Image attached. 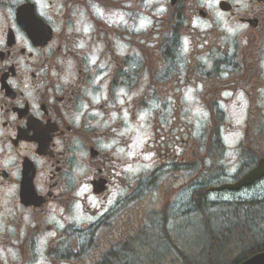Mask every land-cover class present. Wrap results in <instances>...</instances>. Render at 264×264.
I'll use <instances>...</instances> for the list:
<instances>
[{
  "label": "flooded vegetation",
  "instance_id": "af4514ba",
  "mask_svg": "<svg viewBox=\"0 0 264 264\" xmlns=\"http://www.w3.org/2000/svg\"><path fill=\"white\" fill-rule=\"evenodd\" d=\"M262 158L264 0H0V264H126L150 202Z\"/></svg>",
  "mask_w": 264,
  "mask_h": 264
},
{
  "label": "trees",
  "instance_id": "16d2710c",
  "mask_svg": "<svg viewBox=\"0 0 264 264\" xmlns=\"http://www.w3.org/2000/svg\"><path fill=\"white\" fill-rule=\"evenodd\" d=\"M197 213L198 241L196 254H184L170 264H238L246 258L264 251V200L240 202L233 206L227 204L201 205ZM192 213V218H195ZM201 224V225H200ZM199 225V226H198ZM142 243L149 260L141 259V248L125 250L127 264H161L172 255V248L163 241ZM235 254L232 257L229 255ZM139 259V261H137Z\"/></svg>",
  "mask_w": 264,
  "mask_h": 264
},
{
  "label": "rangeland",
  "instance_id": "374dc122",
  "mask_svg": "<svg viewBox=\"0 0 264 264\" xmlns=\"http://www.w3.org/2000/svg\"><path fill=\"white\" fill-rule=\"evenodd\" d=\"M144 159H145V161H144L143 164H137L134 167L127 166V172L129 173V175L138 176L139 175L138 173H140V172H142V173L143 172H148V171L152 170L155 166H159L158 163H157L156 158L153 155H149V156H147ZM152 161H154V167L151 164ZM183 180H185V179H179L178 182H181ZM156 191L158 192L157 188H156ZM178 194H179V192L177 190H173V193L171 195H168L166 199H164V197L159 199V196H158V198L156 200H153L152 202H150V204H151L150 208L151 209H153V208L154 209H159L161 205L166 204L170 200H172L173 202L180 201L183 204H185V203H187V202H189L191 200L192 189L191 190L188 189L187 191L181 193L180 196H177ZM176 226H178L177 223L173 222L167 228H168L169 232H172L173 227H174V230H175ZM174 230H173L172 238L170 237L168 239L169 241L166 242L173 249L172 250L173 255L165 258L163 261H161V264H170L173 261V259H175V256H180L181 251L184 254L185 253H187V254H196L195 253L196 250L194 249V245L191 244V246H189V242L187 244V242L184 241L183 238H180L179 233L177 231L174 233ZM161 234L163 235V231H162ZM187 239L188 240L192 239V241L195 240L196 244H197L198 237H197V235H194L192 232H190L187 235ZM233 255L235 256V254L233 253L232 255H229V257H232Z\"/></svg>",
  "mask_w": 264,
  "mask_h": 264
},
{
  "label": "water",
  "instance_id": "95a60500",
  "mask_svg": "<svg viewBox=\"0 0 264 264\" xmlns=\"http://www.w3.org/2000/svg\"><path fill=\"white\" fill-rule=\"evenodd\" d=\"M264 175V160L252 171H250L236 186L230 187V189H239L241 186L249 185L256 179ZM240 264H264V252L252 255Z\"/></svg>",
  "mask_w": 264,
  "mask_h": 264
},
{
  "label": "snow or ice",
  "instance_id": "6c2138e0",
  "mask_svg": "<svg viewBox=\"0 0 264 264\" xmlns=\"http://www.w3.org/2000/svg\"><path fill=\"white\" fill-rule=\"evenodd\" d=\"M141 26H143V24H142ZM122 91H123V90H122Z\"/></svg>",
  "mask_w": 264,
  "mask_h": 264
}]
</instances>
